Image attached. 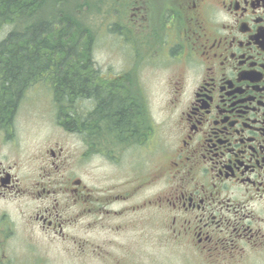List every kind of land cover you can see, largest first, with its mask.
Wrapping results in <instances>:
<instances>
[{
	"label": "flooded vegetation",
	"instance_id": "af4514ba",
	"mask_svg": "<svg viewBox=\"0 0 264 264\" xmlns=\"http://www.w3.org/2000/svg\"><path fill=\"white\" fill-rule=\"evenodd\" d=\"M158 2L160 7L162 0ZM162 4L163 13H156L159 21L153 22L161 26L157 41L172 28L180 40L169 47V59L183 61L189 68L187 78H193L189 90L182 88L186 97L172 90L176 95L169 102L173 110L179 108V120L175 136L165 133L162 141L165 155L159 154L160 160L169 151L165 165L147 159L146 153L156 145L150 135L153 124L146 117L149 109L144 108L139 94L127 98L137 117L134 128L123 133L113 127L115 147L110 142L97 151L92 139V131L97 130L93 122L97 102H81L78 97L65 102L63 118L74 124H65L63 118L55 122L68 138L73 137L74 146L65 148L62 139L56 138L48 147L37 145L35 156L33 149L22 143V125L17 120L22 103L19 97L12 117L0 115V248L17 232L12 210L19 207L18 201L30 199L20 207L28 227L38 225L44 233L63 239L70 237L72 227L76 233L69 239L80 245L77 238L83 218L104 215L100 223L105 227L110 223L107 215L122 216L136 210L139 214L147 202L145 182L166 179L170 187L154 192L148 202L157 200L168 211L175 236L186 235L199 252L208 251V258L218 264L233 251H264V0H164ZM139 8L143 19L155 11ZM217 8L222 13L220 23ZM170 39H164L167 46ZM212 67L221 69L218 72ZM200 68L201 74L193 77ZM130 70L126 67L119 75L125 78ZM100 85L113 94H128L129 90H114L116 83ZM146 145L148 149L138 150ZM131 149L137 163L141 156L147 160V175L143 166L135 180L124 176L119 185L100 188L81 181L85 154H99L117 164L118 154ZM22 160L28 169L24 172ZM136 196L137 202L129 205ZM114 202L121 207L113 209Z\"/></svg>",
	"mask_w": 264,
	"mask_h": 264
},
{
	"label": "rangeland",
	"instance_id": "374dc122",
	"mask_svg": "<svg viewBox=\"0 0 264 264\" xmlns=\"http://www.w3.org/2000/svg\"><path fill=\"white\" fill-rule=\"evenodd\" d=\"M156 3L157 0H153V2L151 0H81L82 9L79 10L77 17L85 22L90 29L92 40L90 38L89 48L91 45L100 74L110 72V70H113L114 74H119L126 67L131 68L132 75L117 79L116 86L118 87L114 90L117 91L119 87H131L132 90L138 91L139 88H142V92L145 93L142 101H146L148 105L146 109H149L146 117L149 118L151 122L149 123L153 124L150 135L156 145L146 153L147 159L153 161L155 159L162 167L169 155V151L165 152L167 155L163 161L160 160L159 151L162 149V141L166 139V134L171 133L172 137L175 136L174 131L177 127V120H179L176 114L179 108L176 107L173 110L169 102L175 99L176 94L172 90L178 91L183 97H186L188 93L182 91V88L189 90L193 78H187L186 72L189 71V68L183 64V61L169 59L171 57L169 47L177 39L180 40L178 35L172 34L174 33L172 28L170 27L168 30L169 35H166L164 31L163 38L157 41V34L161 26L157 23L153 24L152 21H159V17L156 19L155 17L160 10L163 13L164 4L162 3L164 0L160 7ZM148 4L153 6L155 11L152 12L150 20H145L141 18L142 8L139 6L146 7ZM216 14H218L217 22H222V13L219 8H217ZM116 22L122 25L117 27L126 29L117 28L118 32L112 33ZM208 30L213 33L210 28ZM8 31L9 28L0 30V39L4 38ZM92 34L96 36H92ZM165 38H171L168 46ZM153 45L156 46L155 50L152 48ZM81 62L85 64L86 73L90 74L92 71L90 56L89 60L84 59ZM218 67H212V69L219 72L221 68ZM201 72L200 68L199 71L191 75L196 77ZM137 80L140 81L136 83ZM124 84L126 86H122ZM30 95V109H26L23 105L17 120L22 125L20 127V132L23 135L22 143L32 148L33 156H35L37 150L34 148L37 145H41L43 148L48 147V142L51 144L53 141L50 139L59 136L57 128L43 119L50 120L56 111L54 106L65 103L67 99L60 97L62 101L54 99L53 102L49 98L50 90L47 86L33 87V92ZM118 95L123 96L126 100L130 98L124 91H120ZM79 98H81V102L89 100L87 97ZM56 115L59 119L61 112H57ZM42 116L43 119L40 118ZM24 139H26V143H24ZM107 139L99 136L96 141L106 144ZM62 143H64L63 137ZM74 144L75 142H65L64 145L66 148H72ZM101 148H104L103 145H98V149ZM146 149H148L147 145L144 149L138 148V150ZM132 150L122 156L118 154V158L116 156L117 164L104 159L99 154L93 156L87 154L80 169L82 180L88 186L94 182L104 188L111 184L119 185L120 179L124 176L128 181L135 180L137 170L140 171L143 166H145L144 173L147 175L146 166H149L147 160L141 156L137 163V158L134 157L136 154ZM162 155L165 154L162 153ZM21 163V171L28 170L24 167L23 160ZM36 167L37 161L33 158L32 170H35ZM169 187V184L165 186L162 179L158 182L157 180L150 181L146 187L148 191L143 194L147 198L157 189ZM116 191L119 192V189L117 188ZM24 201H30V199L18 201L19 207L12 210L17 221V232L9 239L8 244L6 242L5 246L0 248V255L5 254V259H0V264H218V261L208 258V251L199 252L188 241L186 235L176 241L171 239L166 232L165 223L160 221V219L166 218L164 211L156 212L146 209L139 214L107 215L106 218L110 223L106 222L105 227L100 223L103 221L104 215L99 217V215L89 214L81 220V229L78 231L77 238L81 242L79 245L69 239L73 232L76 233L72 227L69 229L70 237L66 240L47 232L44 233L38 225L32 229L28 227L24 220L26 214L20 208ZM135 202H137V196L129 200V205ZM114 207L119 209L121 204L115 203ZM86 239H90L87 243L91 247L95 246L94 250H90L89 244L87 247L83 245ZM219 264H264V251L252 249L240 253L233 251Z\"/></svg>",
	"mask_w": 264,
	"mask_h": 264
},
{
	"label": "trees",
	"instance_id": "16d2710c",
	"mask_svg": "<svg viewBox=\"0 0 264 264\" xmlns=\"http://www.w3.org/2000/svg\"><path fill=\"white\" fill-rule=\"evenodd\" d=\"M66 5L67 0H0V30L9 27L0 43V77L6 95L0 115L12 117L23 89L46 77L55 84L58 99L95 100L97 126L107 119L123 133L131 131L137 121L135 109L123 96L101 87L106 81L98 82V76L86 73L81 61L89 60L92 51L89 28L76 21Z\"/></svg>",
	"mask_w": 264,
	"mask_h": 264
},
{
	"label": "bare ground",
	"instance_id": "6f19581e",
	"mask_svg": "<svg viewBox=\"0 0 264 264\" xmlns=\"http://www.w3.org/2000/svg\"><path fill=\"white\" fill-rule=\"evenodd\" d=\"M82 63V62H81ZM8 73V72H7ZM51 77V76H50ZM57 91V90H56ZM90 91V90H89ZM70 102V101H69Z\"/></svg>",
	"mask_w": 264,
	"mask_h": 264
}]
</instances>
